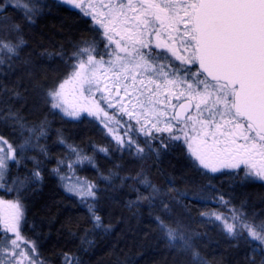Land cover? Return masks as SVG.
Returning <instances> with one entry per match:
<instances>
[{
    "label": "snow or ice",
    "instance_id": "1",
    "mask_svg": "<svg viewBox=\"0 0 264 264\" xmlns=\"http://www.w3.org/2000/svg\"><path fill=\"white\" fill-rule=\"evenodd\" d=\"M57 2L88 18L100 45L82 41L74 48L67 78L42 92L43 102L51 109L72 119L82 115L98 119L114 136L118 152L142 155L144 149L138 143L142 136L149 150L153 142L161 149L182 145L193 166L209 180L231 175L264 182V0ZM45 6L41 0H0V68L11 70V59L24 46L22 27L8 16L9 9H22L21 18L30 25ZM69 84L73 86L71 98L66 90ZM0 90L6 91L2 85ZM7 112V116L0 112V117L15 121L23 131L19 115L11 109ZM27 132L19 156L0 136V188L5 187L9 164L19 167L26 149L47 157V148L39 143L47 137L46 122ZM99 151L107 154L108 150ZM70 152L75 160H60L52 171L64 182L66 193L87 203L94 227L101 228L102 219L94 207L98 203L96 185L78 179L72 183V177L60 175L61 167L73 169L92 163V158L74 147ZM31 179L42 180L38 163ZM26 182L27 178L11 180L6 191L15 190L17 199H0V264H43L35 241L22 234L27 227L21 199ZM140 182L151 192L138 196L137 203L146 199L151 206L155 201L168 219H174L169 204L176 202L147 179ZM205 189L218 193L211 184ZM178 195L193 199L186 192ZM213 199L225 207L229 204L221 194L205 202ZM243 207L229 209L228 216L215 212L202 216L219 221L226 236L252 244L251 252L259 249L264 255V219L255 222ZM259 216L264 217V211ZM154 222L169 245L191 248L190 239L178 227L160 217H154ZM64 264L80 262L65 254Z\"/></svg>",
    "mask_w": 264,
    "mask_h": 264
},
{
    "label": "trees",
    "instance_id": "2",
    "mask_svg": "<svg viewBox=\"0 0 264 264\" xmlns=\"http://www.w3.org/2000/svg\"><path fill=\"white\" fill-rule=\"evenodd\" d=\"M38 14L28 25L18 10L8 11V16L22 27L20 38L24 40V46L17 58L11 59V70L0 68V73H4L0 74V85L6 90H0V112L7 116V109H11L19 115L21 122H31L32 127L36 122L47 124V137L39 142L47 148V157L36 149L28 148L23 153L21 165L10 164L8 173L13 180L27 178L21 196L27 219L23 234L36 242L43 263L64 264V256L69 254L80 264H252L250 256L256 264H264V255L259 249L251 252L252 244L230 239L218 223L202 216V213L218 210L229 213V207L240 208L243 205V211L250 216L255 213L256 220L264 218L259 216L264 211V184L250 180L230 184L228 180L217 177L215 180L223 189L242 187L237 192L233 191L237 198L223 190L228 194L227 207L207 203L202 197L196 199L200 190H195L192 184L197 177L188 170L192 183H182L174 162L167 156L164 159L160 156L161 152H175L179 147H159V154L148 149L142 158L135 159L131 153L118 152L107 143L108 153H100L91 145L92 142L103 144L102 136L89 122L86 121L87 128H84L83 121L68 119L43 102L42 92L55 87L65 77L69 56L81 44L80 41L90 35V28L86 17L65 7L50 5ZM23 131L15 121H4L0 117V135L16 145L13 144L18 148L17 156L19 146L26 138ZM86 139L89 142L85 144ZM72 147L93 155L96 160L94 169L84 164L82 171L98 189V203L94 207L102 219L101 228L94 227L87 203L66 193L63 182L52 171ZM107 155L110 166L103 170L100 163L107 160ZM117 161L128 162L133 169L123 183L114 185V176L110 174L108 178L106 175L115 169ZM188 162L194 167L190 160ZM37 163L42 180L34 182L31 173L36 170ZM181 163L186 166L187 162L182 160ZM197 172L200 178L206 179V183L209 181L199 170ZM143 179L176 202L169 204L170 215L173 213L174 219H168L155 201L151 206L146 199L137 203L138 196L147 197L151 192L141 186ZM179 192H186L193 199H185L178 195ZM243 197L250 199L252 206L246 207L248 200ZM154 217H160L169 226L178 227L180 233L190 239L191 248L169 245ZM193 253L198 255L193 257Z\"/></svg>",
    "mask_w": 264,
    "mask_h": 264
},
{
    "label": "rangeland",
    "instance_id": "3",
    "mask_svg": "<svg viewBox=\"0 0 264 264\" xmlns=\"http://www.w3.org/2000/svg\"><path fill=\"white\" fill-rule=\"evenodd\" d=\"M9 2H10V0H4V3H9ZM23 2H24V0H21V3H23ZM45 2H46V0H41V5L43 3H45ZM16 10H18L20 13L22 11V9H16ZM11 19L13 20L12 17H11ZM96 44L98 46L100 45V43H96ZM5 55H7V54L5 53ZM67 68H68V70H67V73H66L65 77L62 80H60L59 82H62L65 78H67V75L70 72L69 62L67 63ZM72 88H73L72 84L66 85V90L70 94L69 98H71ZM40 97L42 99V96H40ZM55 111L58 112L59 114H61L62 116H64L62 112L57 111V110H55ZM44 114L45 113L43 112L42 115L44 116ZM64 117H66V116H64ZM66 118L72 119L70 117H66ZM72 120L83 121V127L84 128H87V122H89L99 132V134L102 136L103 144L102 143L101 144H96L95 142H92L91 147H95V151H98V152L101 153V151H99V149H107L108 150L109 145H111L114 148H116L114 136L113 135H110L108 133V130L105 129V128H103V125L100 123V121L98 119L93 118V117H86V116L82 115L81 118H79V119H72ZM22 123L24 124V122H22ZM31 124H32L31 122L30 123H27V124L26 123L24 124L25 125V129H24L23 132H24V134H25L24 136L26 138H24L23 143H24V141L28 137L27 128L32 127ZM34 125L38 126V125H40V123L36 122ZM117 132H118V134H121V135L123 134L122 131L119 130V129L117 130ZM0 136H2V135H0ZM2 137L5 140H7L8 143L13 146V148L18 149V148L15 147L16 145L14 143H12L10 140H8L7 138H5L4 136H2ZM84 141H85V144L89 142L87 139L84 140ZM138 143H139L140 147H142L144 149V153L142 155H136L134 152H132L131 154L134 156L135 159L142 158L146 154L147 150L149 149L148 146L144 143V138L142 136L139 138ZM172 145L173 146H176V147H179V150L178 151L175 150V152L174 151L173 152H167V151L161 152L160 153V156L162 157V159L166 158V156H167V157H169L170 160H172V162H174V165L173 166L177 170V172L180 174V178L182 179V183L183 182H188L189 184L192 183V179H190V177H191L190 174L191 175H195L197 177V179L193 181L192 186L193 187H196L195 190H200V192L196 194V196H198V197H202V198H205L206 200H208L209 197H215L217 194H221V195L224 196V199L226 200V195H228V194L226 192H224L223 190H228L229 194H231L234 198H237L234 195L233 191L237 192L242 187H240V186H233V187L232 186H229L228 188L223 189V188H221L222 186H220L219 183L216 182L215 179H217V177H222V179L228 180L230 182V184H233V183H236V182H246V181H249V180H244L243 178H241V179L238 180V179H236V177H232L231 175H216L211 180H209L207 178V180H209V181L206 183V179H204L203 177H201V178L199 177V173L197 172L198 169L195 168V167H192V165L188 162V160H190L192 162V164H193V161L190 159V157H189L188 153L186 152L185 148L182 145H179V144H172ZM158 149H159V145L156 144L155 142H153V147H152L153 153L154 154H156V153L159 154V152H158L159 150ZM17 152H18V150H17ZM81 152L84 153L83 151H81ZM120 152H123V151H120ZM124 152H126V150ZM107 153H108V151H107ZM84 154H86L87 156H89V157L92 158V163L85 162V163H83V164H81L79 166H74L73 169H67V168L61 167L60 175L61 176H70V177H72V181H71L72 183H75V180L76 179H78L80 181H87V182L91 183L89 181V179L85 177L86 175L85 174L83 175V171L82 170L84 168V164H87V165L91 166L94 169V167H96L95 166L96 165V160H95V158H94L93 155H89L87 153H84ZM105 157H106L105 159H107V160H103L100 163L101 164V167L103 168V170L107 169V167L110 166L109 165V161H110L109 156L107 155ZM62 160L66 161V162H71V161H74L75 160V156H73L71 154L70 149H69V152H68L67 156L64 159H62ZM182 160H184L185 162H187V163H185L186 166H184L181 163ZM118 162H120V163H118ZM176 162H179V164H176ZM10 164L8 166V172H7V174H6L5 178H4L5 187L4 188H0V199H4V200H15V199H17V192L15 190H13V191H6V189L8 187H11L12 186L10 184V181L13 180V179L10 178V176L8 177ZM128 164H129L128 162H123V161L122 162L121 161H117L115 163V169L112 170V171H110L109 174L106 175L108 178H109V175L110 174H112L114 176V180L112 181V184H114V185L115 184H119V183L121 184L128 177L130 170L133 169V165H130V164L128 165ZM56 167H57V164H56V166L54 168H56ZM188 170H190V174H189V171ZM108 178H106V182H109V179ZM179 182H181V180ZM201 183H203V186L201 185ZM204 183H206V184H204ZM150 184L153 185V183H151V182H150ZM208 184H211L215 189H217L218 190V193H214L212 191L206 190L205 189V186L208 185ZM141 186H143V188H145V186L142 183H141ZM147 190L151 191L150 188H148ZM243 198L248 200V202L246 203V207L252 206V204L250 202V199H248L246 197H243ZM212 202L215 203V204H217V202L214 199H213ZM229 208L231 209V207H229ZM215 213H222V212H220V210H218V211H215ZM222 214L225 215V216H228L230 213H222ZM247 215H249V214H247ZM171 216H174V214L171 213ZM249 217H250V219H253L257 223L261 219H264V218H261L259 220H256L255 219L256 217L253 216V215H251V216L249 215ZM215 222L218 223V225L220 227V222L219 221H215ZM229 222H231V220H229ZM22 234H23V230H22ZM23 236H24V234H23ZM24 237L27 238L28 240H31V239H29L26 236H24ZM31 241H34V240H31ZM36 253L39 256L37 244H36ZM39 260L42 261V259L40 257H39Z\"/></svg>",
    "mask_w": 264,
    "mask_h": 264
},
{
    "label": "flooded vegetation",
    "instance_id": "4",
    "mask_svg": "<svg viewBox=\"0 0 264 264\" xmlns=\"http://www.w3.org/2000/svg\"><path fill=\"white\" fill-rule=\"evenodd\" d=\"M42 5H46L44 8H48L50 5H53V6H61V7L68 8L67 6H64V5L59 4L57 2V0H46V2L43 3ZM68 9H70V8H68ZM70 10H75V9H70ZM75 11H77L78 13H80L79 10H75ZM87 23L89 25V28L92 29L93 28V25L90 24L88 21H87ZM90 29H89L90 35H88L87 37H84L85 41H95V43H100V40L97 39V33L95 31H93V30H90ZM84 39H83V41H84ZM81 42H82V40L80 41V43ZM250 181H253V180H250ZM254 181L257 182V183L264 184V182H261V181H257V180H254Z\"/></svg>",
    "mask_w": 264,
    "mask_h": 264
}]
</instances>
